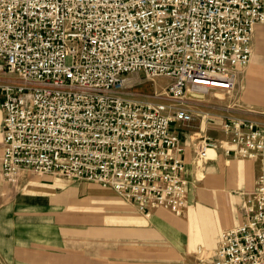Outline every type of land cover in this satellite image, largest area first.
I'll return each instance as SVG.
<instances>
[{
  "label": "built area",
  "instance_id": "2783aa9c",
  "mask_svg": "<svg viewBox=\"0 0 264 264\" xmlns=\"http://www.w3.org/2000/svg\"><path fill=\"white\" fill-rule=\"evenodd\" d=\"M262 21L264 0H0L3 179L56 173L108 186L145 214H183L184 148L172 124L195 112L177 99L215 82L231 88ZM137 73L166 78V99L127 95ZM222 129L232 144L224 151L259 170L244 221L200 260L264 264V130L234 116ZM217 147L201 136L197 160Z\"/></svg>",
  "mask_w": 264,
  "mask_h": 264
},
{
  "label": "crops",
  "instance_id": "0c3cea01",
  "mask_svg": "<svg viewBox=\"0 0 264 264\" xmlns=\"http://www.w3.org/2000/svg\"><path fill=\"white\" fill-rule=\"evenodd\" d=\"M252 46L227 111L236 114L242 108L264 130V21L255 25ZM2 100L0 92V143ZM225 115H194L188 123L172 124L184 148L188 180L181 215L160 207L145 214L108 186L74 183L64 175L27 172L15 192L0 172V264H205L202 252L211 254L222 231L244 221L242 192L254 188L259 170L257 160L224 151L232 146L222 129ZM203 135L214 138L218 147L196 181L192 157Z\"/></svg>",
  "mask_w": 264,
  "mask_h": 264
},
{
  "label": "rangeland",
  "instance_id": "374dc122",
  "mask_svg": "<svg viewBox=\"0 0 264 264\" xmlns=\"http://www.w3.org/2000/svg\"><path fill=\"white\" fill-rule=\"evenodd\" d=\"M252 50H253V46H252ZM243 68L244 67L236 70L233 86L231 88L229 89L208 88L206 90L203 89L204 91L189 90V91H186V93L180 99H177L178 103L186 105L189 108L193 109L195 112V116H196L195 119L212 118V117L214 118L218 114H220V116L221 114L223 115L226 114L224 118L229 117V116L246 118L245 115H243L242 113L243 112L242 108L238 107L237 105H234L235 108L236 107L239 108L238 111L235 112L236 114H232V112L227 111V108H232V107H229L228 104L235 102L234 98L236 97V91L233 89L236 88L240 83ZM167 83H168V80L164 77H155L153 79H149L140 73L130 74L128 76V84L124 88V92L127 95H134L137 98H141V99L161 101V100L166 99L164 91H165V87ZM195 150H196V147L193 152L192 162L198 168V171H197L198 177L196 176L197 178L196 181H198L202 177V172H203V169L206 163L205 161L211 159L215 155V153L213 150L209 158L205 159L204 161H198L195 156ZM28 172H31V171H28ZM26 173L23 174L24 176L20 179L19 183L14 184L8 181L11 185H13L15 192H18L19 190L22 189L25 183V180H26V175H25ZM31 173L34 175L55 174V175L63 176L61 174H56V173H35V172H31ZM0 180H1V176H0ZM2 181L5 183H8L7 180L3 178H2ZM84 181L85 180L72 179V182L74 183L84 182ZM187 183H188V180H187ZM0 187H1V184H0ZM99 192L100 191L98 189L92 190V193H99ZM246 192L248 191L242 192L243 197H244V193ZM0 197H1V190H0ZM123 200L127 205L132 206L124 198ZM205 254L206 252L203 251L201 256L204 257Z\"/></svg>",
  "mask_w": 264,
  "mask_h": 264
},
{
  "label": "bare ground",
  "instance_id": "6f19581e",
  "mask_svg": "<svg viewBox=\"0 0 264 264\" xmlns=\"http://www.w3.org/2000/svg\"><path fill=\"white\" fill-rule=\"evenodd\" d=\"M216 83H219V85H215ZM213 86H214V88H219V86H221V83L220 82H215V83H213ZM200 89H204V90H206L207 88L206 87H202V88H200Z\"/></svg>",
  "mask_w": 264,
  "mask_h": 264
}]
</instances>
